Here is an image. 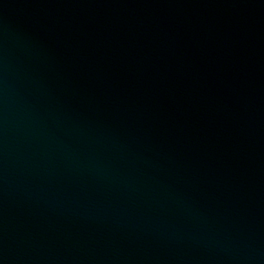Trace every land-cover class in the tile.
Masks as SVG:
<instances>
[{
  "label": "water",
  "instance_id": "95a60500",
  "mask_svg": "<svg viewBox=\"0 0 264 264\" xmlns=\"http://www.w3.org/2000/svg\"><path fill=\"white\" fill-rule=\"evenodd\" d=\"M0 264H231L51 0H0Z\"/></svg>",
  "mask_w": 264,
  "mask_h": 264
}]
</instances>
